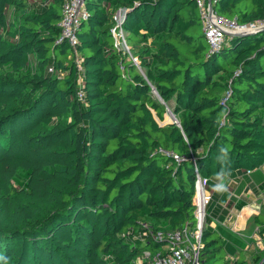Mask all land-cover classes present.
Masks as SVG:
<instances>
[{
    "label": "trees",
    "instance_id": "trees-1",
    "mask_svg": "<svg viewBox=\"0 0 264 264\" xmlns=\"http://www.w3.org/2000/svg\"><path fill=\"white\" fill-rule=\"evenodd\" d=\"M63 5L0 0V254L9 264H136L170 231L195 227L198 167L210 192L200 262L247 264V251L259 262L250 245L229 258L230 230L211 222L235 200L212 189L222 144L231 173L259 172L264 187V25L210 51L196 0H85L74 48L60 40ZM213 8L264 22V0ZM120 10L131 56L113 32Z\"/></svg>",
    "mask_w": 264,
    "mask_h": 264
},
{
    "label": "built area",
    "instance_id": "built-area-1",
    "mask_svg": "<svg viewBox=\"0 0 264 264\" xmlns=\"http://www.w3.org/2000/svg\"><path fill=\"white\" fill-rule=\"evenodd\" d=\"M196 2L200 11L203 33L210 51L218 50L228 36H234L230 34L245 33L264 25V22L241 25L235 19H228L214 11V0H196ZM84 5L85 0H64L62 18L59 22L61 28L60 40H67L74 48L78 44L77 26L81 19L87 18V11ZM120 11L123 12L122 10ZM122 20L123 16L118 21L120 25ZM115 31L113 29L116 37V35L120 34V31L118 34ZM121 31L123 30L121 29ZM79 83L81 84V78L79 79ZM79 95L80 97L83 95L82 88L79 91ZM167 153L173 156L176 161H181L185 158L174 152ZM195 171V227L179 228L170 231L167 234L165 244L158 252L151 254L147 251L137 259L146 260V264H202L199 255L203 247L202 235L206 224V205L209 198L205 187L207 178L200 173L198 167H196Z\"/></svg>",
    "mask_w": 264,
    "mask_h": 264
},
{
    "label": "rangeland",
    "instance_id": "rangeland-1",
    "mask_svg": "<svg viewBox=\"0 0 264 264\" xmlns=\"http://www.w3.org/2000/svg\"><path fill=\"white\" fill-rule=\"evenodd\" d=\"M117 17H115L116 23L118 25V28L120 30V34L116 35V44L120 49H125L129 55L131 56V51L128 45L126 44L124 38L125 34L124 31H121L120 24L118 23L121 16H123V12L119 11L117 13ZM76 61L78 65H81L82 63V57L78 55L76 57ZM135 64L139 69H142L140 66V63L134 59ZM174 119L173 114L169 111V113L166 114L165 122L171 121ZM262 171L264 172V165L261 167ZM236 175V179H232L231 190L234 191L236 188V185L238 182L243 180V176L241 174H238L236 170H234ZM249 193L241 194L240 200L244 198L246 200V205L242 208H239L236 206L237 201H233L232 206H228L226 208L227 214H225L224 223L227 225L226 227L229 232L226 233V238L228 240H234L235 243L230 244L229 251L226 253L229 258H236L240 252L241 249L246 248L248 245H250L252 251L261 254L262 258L259 262L253 263L250 260V251H247V264H264V220L262 222L256 221L257 217H262L264 219V187L262 186L261 189H258L256 193H253L252 190H249ZM235 199L238 198L236 193L230 192ZM208 198L210 200V192L207 191ZM214 220L211 223V226H221L222 224L213 217ZM261 234V235H260ZM244 259V257H242ZM137 264H146V260H139L136 259Z\"/></svg>",
    "mask_w": 264,
    "mask_h": 264
},
{
    "label": "clouds",
    "instance_id": "clouds-1",
    "mask_svg": "<svg viewBox=\"0 0 264 264\" xmlns=\"http://www.w3.org/2000/svg\"><path fill=\"white\" fill-rule=\"evenodd\" d=\"M225 115L222 113L221 118L217 119L216 123L218 125L223 122L222 117ZM217 151L218 155L215 159L220 165V169L215 173V183L212 185V189L222 194L228 191V184L231 177V147L230 145L222 144ZM0 264H9V257L0 254Z\"/></svg>",
    "mask_w": 264,
    "mask_h": 264
},
{
    "label": "crops",
    "instance_id": "crops-1",
    "mask_svg": "<svg viewBox=\"0 0 264 264\" xmlns=\"http://www.w3.org/2000/svg\"><path fill=\"white\" fill-rule=\"evenodd\" d=\"M238 174H241L242 176H243V180L242 181H240V182H238V184L236 185V189L234 190V191H230L231 189V184H232V179H236L237 177H236V175H235V172H233V173H231V177H230V180H229V184H228V192L230 193V192H233V193H236V195L238 196V198L237 199H235V197L230 193V195L232 196V199L230 200V202H232L233 201V199H235V202L236 201H238V200H240V195L241 194H245V193H249L250 191V189L252 190V192L253 193H256L257 192V190L258 189H261L262 188V186H263V184L261 183L262 182V176L260 175V173L259 172H255V171H253V172H250V173H248V172H245V171H243V170H237L236 171ZM237 180L238 179H236L235 181L237 182ZM240 201H243L244 202V206L246 205V200H244V198H242ZM228 203V202H227ZM227 203H225L224 202V204H223V206H222V208L224 209V210H226V208H228V206H232L231 204H227ZM234 203V202H233ZM236 206H237V204H236ZM243 206V207H244ZM227 211V210H226ZM227 214V213H226ZM215 219H217V218H215ZM224 219H225V216L224 217H221L219 220L220 221H222V222H220L218 219H217V221L218 222H220L222 225H224V226H227L225 223H224ZM214 220V219H213ZM213 220H212V222H213ZM211 222V223H212Z\"/></svg>",
    "mask_w": 264,
    "mask_h": 264
},
{
    "label": "water",
    "instance_id": "water-1",
    "mask_svg": "<svg viewBox=\"0 0 264 264\" xmlns=\"http://www.w3.org/2000/svg\"><path fill=\"white\" fill-rule=\"evenodd\" d=\"M260 28H257V29H253V30H250L248 32H245V33H252V32H255L257 30H259ZM241 34H244V33H237V34H230V35H241Z\"/></svg>",
    "mask_w": 264,
    "mask_h": 264
}]
</instances>
